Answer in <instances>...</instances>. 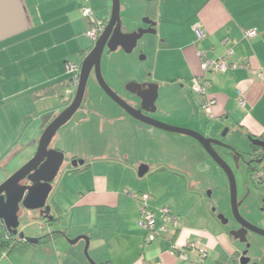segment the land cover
<instances>
[{"label":"crops","instance_id":"0c3cea01","mask_svg":"<svg viewBox=\"0 0 264 264\" xmlns=\"http://www.w3.org/2000/svg\"><path fill=\"white\" fill-rule=\"evenodd\" d=\"M74 1L77 3L76 0H58V7L53 12L67 14L68 5ZM23 3L30 26L22 34H29L18 40L12 41L10 37L0 41V183L34 154L45 125L39 124L41 110L38 111L36 105L56 96L35 98V94L52 82L68 80L65 63L75 60L71 62L80 64L77 58L83 60L92 48L82 36L90 26V19L86 21L83 17L84 21L73 26L72 36L67 40L73 44L63 48L60 45H65V40L61 43L52 38L45 40L56 27L44 29L46 22L39 10L40 1L23 0ZM76 7L80 5L77 3ZM91 7L101 10L100 16L96 17L109 18L106 1L91 0ZM151 20L155 22L156 35L144 51L146 58H150L149 68L140 82L131 81L157 84L158 100L165 96L169 101L166 102L169 108L161 120L216 139L225 127L232 134L233 141L229 144L236 150L239 145L250 148L249 135L264 138V75L257 74V71L264 73V0H159ZM196 23L204 32L197 44L193 32ZM251 29L256 35L244 37L245 31ZM230 49L231 53H228ZM198 50L210 59L227 54L228 62L235 65L224 71L205 74L210 83L207 91L215 99L210 116L200 107L199 95L191 89L193 78L202 73ZM30 72L33 77L27 81ZM25 73V78L20 79ZM61 101L64 108L68 103L63 102L64 99ZM52 108L47 107L48 111L51 110L48 112L51 119L58 112ZM115 119L123 121L125 126L113 128L112 134L102 125L100 132L106 142L91 144L89 154L79 157L84 163L65 170L58 180L59 189L51 200V212L61 211L58 230H63L69 239L87 236L89 253L97 264H238L236 253L241 247L217 222L213 224L206 217L209 221L196 223L199 214L193 208L184 211L163 203L161 199L164 196L170 198L174 188L176 190L174 185L165 190L172 175L178 186L185 183L187 188L188 181L184 175L171 173L169 168L177 166L169 161H153L151 169L149 162L140 159V147L134 145L124 129L131 130L135 142L138 134L140 137L142 133L149 134L150 139L159 134L148 127L150 125L130 117L123 109ZM106 134H112L111 140ZM183 137L176 140L188 143L193 152L203 149L196 140ZM146 150L158 152L156 145ZM134 157L149 168L143 178L137 175ZM258 167L262 175L257 183L260 189H264V162ZM145 192L152 195L147 205L156 215V226L161 224L159 209L162 207L169 208L177 216L178 225L162 238L142 244L145 232L139 224L140 201L133 195ZM195 195L198 199L199 195ZM200 211L203 219L205 214ZM262 212L264 214V209ZM65 236L46 244L52 248L50 253L55 250L54 256L57 251L70 256L61 258L59 255V264H86L82 254L84 240L72 243L75 246L70 250ZM188 242H195L197 247L187 248V259L182 260L172 246H183ZM200 249L207 252L202 260Z\"/></svg>","mask_w":264,"mask_h":264},{"label":"rangeland","instance_id":"374dc122","mask_svg":"<svg viewBox=\"0 0 264 264\" xmlns=\"http://www.w3.org/2000/svg\"><path fill=\"white\" fill-rule=\"evenodd\" d=\"M38 1H40L41 3L39 10L44 16L46 22L44 24V29L50 28V26L56 27L52 30V33L49 37L48 35L47 37H45V40L48 41L50 40V38H52L58 43H61L64 40H69L72 36L71 30L73 29V26L75 27V25H77L80 20L84 21V19H82L83 16L81 15L82 6L86 5L92 9L91 0H76L80 7L77 8V3H75L74 1L73 3H70V5H68V8L66 9L67 14H64V12L62 11L53 12V10H56V8L58 7V0ZM102 1L107 2L110 11L111 0H98V2ZM158 2L159 0H120V18L122 31L128 33L140 27H145L146 24L144 23L143 19H151V16H154V12L158 9ZM50 11H52L51 14L49 13ZM93 12L95 15L100 16L99 14L101 10H93ZM85 20L88 21L89 19L86 18ZM32 30L34 29H31V31ZM27 34L29 33L22 34L21 32L16 36H12L10 40L13 41L24 38L27 36ZM155 35L156 33L144 34L137 41L136 46L130 53H126L121 48H118L117 50L112 52L104 51L102 55L101 72L105 81L120 97L125 100L132 99L131 102H138V98L125 90L124 85L127 80L131 81L135 79L136 81L140 82L141 79L145 76V71H147V69L149 68L150 58H146L144 51L150 43H153ZM77 36L79 37V35ZM82 36L83 38L87 39L86 44L89 48H91L94 45V42H92L87 37L86 32H84V34L82 33ZM69 42L70 41H67L65 45L61 44L60 46L63 48L66 45L67 47H71L73 43ZM141 56H145V58H142ZM77 61L78 63H81L82 58H77ZM25 75L26 73L20 76V79L25 78ZM32 77L33 73L30 72L28 77L26 76L27 81ZM67 87L68 86L60 88L56 96L41 100L36 105V109L38 111L41 110L39 115L40 125H43V123H45L46 125L51 120V115H48V112H51V110L48 111L47 107L52 108L53 105H55L56 107L59 106L57 108L54 106V108H56V111L60 112L63 109L61 107V100L63 98H67L66 102L69 103L71 101L73 96L66 95L65 90ZM156 101H158L155 102L156 111L151 114L152 117L163 123L169 124L168 122L161 120V117L164 116V113L167 112L169 108L166 105V102L169 101H167L165 96L159 100L157 98ZM177 103H179V101H177ZM121 109V107L114 103L101 90L95 80L94 74L92 73L87 83L86 95L83 99L81 108L76 111V113L66 124L58 129L57 133L50 143L51 148L63 151L65 158L57 176L53 181L52 185H54V187L48 196L47 204H50L51 200L53 199L52 196H55L57 194L59 186L57 187L56 184L61 178L63 172L73 167L71 163L72 159H81L79 157H82V155H88L91 144L97 145L101 144V142H106V138L102 140L103 135H101L100 132L101 126L103 125L105 130H111L112 134L113 131H115L113 128L117 129L118 127L123 128L125 126L123 121L115 119V116L121 112ZM58 112L55 113L57 114ZM170 112L171 111H169V113ZM170 115L173 114L170 113ZM45 125L43 127H45ZM148 127L155 130L159 135L154 136V138L150 139L151 136L149 134L142 133L141 137L138 134L137 142H135L133 136H131V130L124 129L127 137L129 139L130 137L132 138V142L134 143V145L140 147L138 148L141 151L140 159L149 162V164L151 165V169L154 166L153 161L163 160L162 163L169 161L173 165L177 166L169 168L171 170V173L180 176L184 175L186 180L188 181L187 188H185V183H182L183 186H178V184H176L177 179L174 177V175H172V179L167 182L165 190L166 188L168 189L173 185L176 187V190L174 188V194L170 198L164 196L161 199L162 201L164 200L163 203L172 204L173 208L184 209V211L193 208L195 212L199 214L197 215L199 218V222L196 223H201L202 221L203 223H205V221H209L208 218H210L211 222L213 224L217 222L224 232L229 231L230 227H232V225L235 223L231 211L229 182L223 170L212 160V158L206 153L204 149L195 153L188 147V143H185L181 140H176V138H179V136H185L183 138L187 140H191V137L178 133L163 131L151 126ZM225 129V127L221 129L219 139L223 144L233 147L229 144V142L233 141L232 134L230 130L225 132ZM223 132H225V134H222ZM199 133L203 134L202 132ZM112 134H106V137L111 140ZM153 145H156L158 152L153 153L149 150H146V148ZM215 148L217 152L222 156V158H224L233 169L237 185L238 200L244 198L242 204L239 207V213L241 217L251 224L260 227L264 226V214L262 212V207L264 206L262 198L264 197V194L259 193V191L261 190L257 183L253 185L248 181L245 172L246 165L244 160L242 158L239 159L238 167H235L232 153H229L227 148L222 146H216ZM248 149V146L239 145L238 151L240 153H243V157L245 159H247L245 152ZM27 155H29V153H27ZM134 158H136L135 165L136 169L138 170L139 166L144 162H139L140 160L137 161V157ZM148 174H150V172ZM64 176L62 177V179L64 178ZM65 181H67V179ZM61 190L64 189L62 188ZM196 193L197 195H199L200 199H198L200 201L197 199V196L195 195ZM58 198L61 202L64 201L63 198L59 197V194ZM200 210H203L205 214V217L203 219L200 217ZM218 214H222L224 218L228 219V223L222 224L217 217ZM18 219V230L23 232V234L27 237L38 238L49 233L51 230L58 229L60 226L59 224L54 226L48 225L40 217V212L38 210H27L24 208H20ZM63 220L66 221V219ZM41 224H43V226H40ZM64 238L71 250V247H74L75 244L72 245V243L69 242V240L71 239L67 238L66 236ZM248 242L250 243V247L248 248V256L250 257L251 261L255 262L256 264H264V237L252 232L248 235ZM46 244L47 243L29 245L23 251L15 249L12 252L8 253L5 257H1L0 264H59V255L61 258L70 257L67 254V256H64L58 251L54 256L55 250L50 253V249L52 248L47 246ZM237 244L241 248H244V245L239 243L238 241ZM84 246L85 242L82 245V254L84 256L85 262L86 264H92L84 254ZM87 252L90 259L94 263H96L91 257L88 249Z\"/></svg>","mask_w":264,"mask_h":264},{"label":"water","instance_id":"95a60500","mask_svg":"<svg viewBox=\"0 0 264 264\" xmlns=\"http://www.w3.org/2000/svg\"><path fill=\"white\" fill-rule=\"evenodd\" d=\"M120 10V0H111L110 14L105 23V27L95 40L90 51L80 63V80L71 101L45 125L37 140L36 149L32 157L0 183V219L5 228L11 232L12 235L32 244L37 243L38 238L27 237L23 232L18 230V213L20 208L38 210L40 216L51 218L49 215L51 205L47 204V199L53 188L52 183L64 162L65 156L63 151L51 148L50 143L58 129L66 124L76 111L81 108L83 99L86 95L89 77L91 73H93L101 90L130 117L142 124L193 138L223 170L229 182L232 216L240 225L237 229H230L228 234L234 240L244 245V249L241 248L236 253L238 264H256L255 262H251L250 257L247 255L248 248L250 247L247 234L248 232H253L264 237V228L251 224L241 217L239 207L244 198L238 200L237 185L233 169L217 152L215 147L222 146L228 148L231 151L230 153H232L234 166L238 167V161L242 158L245 162L246 169H248V165L254 161L248 160L253 150L250 147L245 152L247 156V159H245L243 153H240L233 147L223 144L220 139L204 136L189 128L169 125L147 115L146 113H153L156 110L155 101L158 95L156 83L127 82L124 85L125 90L138 98V102H134L133 104V101L131 102L123 99L107 84L101 72V58L104 51L112 52L121 48L124 52L130 53L136 46L137 41L144 34L155 33V22L150 18L143 19L146 24L145 27H140L128 33L123 32L121 29ZM29 26L28 11L23 0H0V41L25 31ZM141 57L144 58L143 56ZM136 104H138V106H136ZM226 131L227 128L225 129V132ZM225 132L222 134H225ZM248 139L252 145L262 149L264 153V139L251 137L250 135ZM255 162L258 165L264 162V154ZM71 163L73 167H76L77 165H82L84 161L82 159H72ZM148 170L149 168L147 165L143 164L139 166L137 170L138 177H142ZM245 172H247V170ZM259 172H261L262 175V170ZM256 175L257 173L252 174L248 180L253 185L260 179L257 178ZM260 190L259 193L264 194V189L261 188ZM262 202L264 204V197L262 198ZM263 209L264 208H262V210ZM217 217L222 224L228 223V219L224 218L222 214H218ZM79 239L85 242L84 254L92 264H96L90 259L87 252V236L80 235L69 240V242L75 243Z\"/></svg>","mask_w":264,"mask_h":264},{"label":"built area","instance_id":"2783aa9c","mask_svg":"<svg viewBox=\"0 0 264 264\" xmlns=\"http://www.w3.org/2000/svg\"><path fill=\"white\" fill-rule=\"evenodd\" d=\"M81 15L85 18L90 19V26L86 31L87 37L94 41L98 38V36L102 33L105 22L103 19L95 16L93 10L86 5H83L81 8ZM193 32L195 34V43L204 37V32L201 29L198 23L194 24ZM256 35V31L254 29L247 30L244 33V37L251 38ZM228 41V40H227ZM228 53H231V49L228 50ZM197 55L200 58V68L201 75L193 78L191 83L192 91L196 92L200 97V107L208 113L210 116L211 107L215 103V99L208 93L207 88L210 85L209 80L205 77V74L213 72V71H224L230 66H235L228 62L227 54L223 57H218L215 59L206 58L203 51L198 50ZM65 72L68 75V87L65 92L66 95H74L77 86L80 80V64H75L72 62L65 63ZM259 76L264 75L262 71H257ZM261 172H257L256 177L260 178ZM135 198L140 201L139 208V224L144 230V236L142 240V244H147L161 236V234H166L169 232L171 228H176L178 225L177 217L172 214L167 207H162L159 209L161 224L158 228H156V218L153 211H151L147 205L148 200L151 199V195L148 192L134 194ZM40 226H43L41 224ZM197 245L195 242H188L183 246H178L177 244H173L172 248L175 253L178 254V257L182 260H186V249L196 248ZM199 254L201 259L207 256V252L205 250L200 249Z\"/></svg>","mask_w":264,"mask_h":264},{"label":"trees","instance_id":"16d2710c","mask_svg":"<svg viewBox=\"0 0 264 264\" xmlns=\"http://www.w3.org/2000/svg\"><path fill=\"white\" fill-rule=\"evenodd\" d=\"M104 22H106L107 20L103 19ZM68 80L67 79H62V80H58L57 82H52L51 84L43 87L38 93L35 94V98L36 97H40V96H50V95H57L58 90L60 88H64L65 86H68ZM64 101L66 102L67 98H63ZM68 103V102H66ZM251 136V135H250ZM254 137V136H251ZM260 139H264L261 138ZM250 147L251 149L254 151L256 149H260L257 146H254L250 143ZM228 152L230 153V150L227 148ZM263 151V150H262ZM76 170V169H74ZM247 172V179L249 180L252 174H256L257 172H259L261 170L260 167L256 166V167H249L248 169H246ZM151 195V194H150ZM152 198V195H151ZM51 209L53 207V204H51ZM55 206V205H54ZM150 209V208H149ZM169 209V208H168ZM151 210V209H150ZM152 211V210H151ZM170 211V209H169ZM154 212V211H153ZM171 212V211H170ZM172 213V212H171ZM155 214V213H154ZM174 214V213H172ZM49 215L51 216V218H47L45 216H40L48 225L54 226L57 225V223H59L60 219H61V211L58 210L56 213H52L50 210ZM175 215V214H174ZM176 216V215H175ZM177 217V216H176ZM156 218V215H155ZM156 226V225H155ZM159 226H156V228H158ZM64 235L65 236V232L63 230H51L49 233L38 237V241L37 243L34 244H43V243H49L50 241L56 239L57 237H60ZM165 234H161V236L157 237L156 239L162 238ZM154 239V240H156ZM153 240V241H154ZM152 242V241H151ZM32 243H29L23 239L18 238L15 235H12L11 232H9L2 220L0 219V258L3 256H6L8 253L12 252L13 250L17 249L20 251H23L26 247H28L29 245H34ZM202 260V259H201Z\"/></svg>","mask_w":264,"mask_h":264},{"label":"flooded vegetation","instance_id":"af4514ba","mask_svg":"<svg viewBox=\"0 0 264 264\" xmlns=\"http://www.w3.org/2000/svg\"><path fill=\"white\" fill-rule=\"evenodd\" d=\"M92 74V73H91ZM127 101H129V100H127ZM138 106V105H137ZM147 115H149V116H152L151 114L152 113H146ZM263 151H262V149H256V150H254L253 152H252V155H250L249 157H248V160H254L250 165H248V167L247 168H249V167H256V166H259L258 164H256V160H258V159H260L262 156H263ZM262 208H264V206L262 207ZM234 223L235 224H233L232 225V227H230V229H237V228H239L240 227V225L234 220ZM261 227H263L264 228V226H261ZM249 233H252V232H248V234H247V237H248V235H249ZM242 249H244V248H242ZM247 255H248V253H247ZM237 260H238V258H237ZM251 262H253V261H251Z\"/></svg>","mask_w":264,"mask_h":264}]
</instances>
